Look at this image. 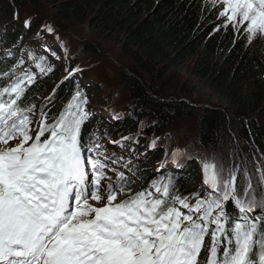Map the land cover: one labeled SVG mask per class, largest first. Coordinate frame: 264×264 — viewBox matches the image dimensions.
I'll return each instance as SVG.
<instances>
[{
  "label": "snow or ice",
  "instance_id": "obj_1",
  "mask_svg": "<svg viewBox=\"0 0 264 264\" xmlns=\"http://www.w3.org/2000/svg\"><path fill=\"white\" fill-rule=\"evenodd\" d=\"M202 9L233 30V43L264 41V0H203ZM27 56L41 77L54 71L44 55ZM24 63L0 72V264H264V156L251 170L246 158L201 160V189L183 197L159 174L165 161L148 188L133 191L146 179L138 164L109 154L97 132L82 136L94 115L84 91L54 111L57 85L37 110L27 103L37 76ZM131 140L109 143L125 150ZM185 155L172 150L174 168Z\"/></svg>",
  "mask_w": 264,
  "mask_h": 264
},
{
  "label": "trees",
  "instance_id": "obj_2",
  "mask_svg": "<svg viewBox=\"0 0 264 264\" xmlns=\"http://www.w3.org/2000/svg\"><path fill=\"white\" fill-rule=\"evenodd\" d=\"M22 1L0 0V72L16 63L23 44H28V39L37 34L36 27L41 25V19L35 23L30 20V28L23 29L20 18L12 16V9ZM46 1L56 10L53 21L57 25L58 21H87L101 36H112L120 43L130 59L120 73L133 105L129 115L135 124L147 119L151 131L160 133L157 132L160 124L187 118L194 126L195 143L204 149L222 142L237 150L235 161L246 158L248 166L252 164L251 157L261 160L264 156V120L256 119L264 103V41L246 47L244 37L233 43L236 34L231 28L225 31L223 20H217L215 13L209 15L202 9L203 0ZM217 25L219 31H214ZM18 43L13 57L4 58L2 47ZM182 66H187L190 76L202 82L224 104L198 105L190 99L192 92L183 85L169 86L167 78L176 75V69ZM58 74L55 66L53 72L37 78L28 92L31 99L27 103L44 99L47 87ZM77 86L66 81L57 89L54 111L67 103ZM132 126L135 127L133 121L126 120L122 126L112 128L94 117L84 124L82 136L87 138L90 132L99 134L102 130L132 136ZM132 137L133 140L126 142L127 149L122 151H127L126 159L138 164L139 171L146 174V179L133 187V191H139L148 188L156 177L164 154L158 145L149 147L151 137ZM153 163H158L156 169H152ZM199 169V164L194 162L185 173L167 174L165 178L171 177L175 194L188 196L196 192ZM228 208L231 210L232 205Z\"/></svg>",
  "mask_w": 264,
  "mask_h": 264
},
{
  "label": "rangeland",
  "instance_id": "obj_3",
  "mask_svg": "<svg viewBox=\"0 0 264 264\" xmlns=\"http://www.w3.org/2000/svg\"><path fill=\"white\" fill-rule=\"evenodd\" d=\"M55 12L56 10L52 7V4L46 0H24L20 5L12 9V16H18L22 26L25 20H31L35 23L37 19H41V25L36 27L37 33H40L39 38L36 34L28 39V44H23L24 47L19 52L18 60L23 58L25 61L24 65H26L24 68H31L37 77H41V75L39 70L33 66V62L28 60L27 50L31 49L37 55H44L47 65L56 66L59 74L53 79L55 81L47 87L45 97L50 95L57 85H60V88L66 81L78 84L79 89L83 90L88 98L86 109L94 114L93 118H101L107 126L112 128L122 126L124 121L131 120L135 125V127H131V130L134 131L132 136L137 135L139 132V135H146L152 139L154 137L159 138L156 145L163 148L164 155L162 159L164 162L169 161L165 166V171L160 173L164 177L167 174L174 176L176 173H185L191 169V165L194 162L198 163L200 169L195 180L196 192L201 189L202 185L201 160L207 159L211 161L215 158L216 161L223 160L225 165L235 161L237 150L235 148L230 149L229 146L222 142L209 149H204L198 143H195L194 131L192 130L194 126L187 118L171 120L169 124H160V131H157L160 133L151 131L149 127L151 123L145 119L142 121L143 130H141V122L135 124V119L129 115L133 112V105L127 90L123 86L120 72L130 59L121 49L120 43L112 36H101L87 21L81 22L79 19L58 21L59 25H57L53 21L56 16ZM43 26H51L54 32L48 33ZM0 40L2 41V39ZM44 46H47L50 51H43ZM10 49H13V46L9 48L2 47L4 58H9L7 52ZM57 56L59 59H56ZM76 68L80 69V71L76 72L72 78L66 80L63 84H60L61 80L67 77L72 69ZM175 72L177 76L173 75L171 78H167V83L170 84L168 85L171 87H181L183 85L187 91L192 92L190 99L198 105H204L208 102L224 104L202 82L190 76L187 66L179 67ZM42 100L34 103L37 106V110ZM117 113L122 114L121 118L113 120V115ZM256 119L258 121L264 120V103L262 109L256 115ZM114 132L105 135V131H100V143L105 146L109 154L115 152L117 156H123L126 159L129 156L127 151H122L119 146L113 145L109 141H117L121 137L129 135H125L124 132L120 131L119 134L117 131ZM177 148L186 152L185 156L178 158L179 163L183 165L182 168H174L172 163H170L171 154L169 153H172V150ZM188 156L193 157V159L189 161L187 159ZM251 158L252 164L248 166L250 170L254 168L256 161H260V159L255 157ZM157 166L158 163H153L152 169H156ZM190 202H194V198Z\"/></svg>",
  "mask_w": 264,
  "mask_h": 264
}]
</instances>
